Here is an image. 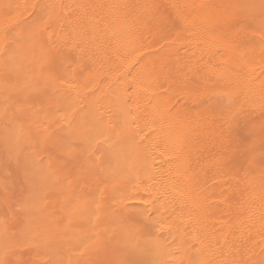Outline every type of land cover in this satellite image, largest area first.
<instances>
[{
  "label": "bare ground",
  "instance_id": "1",
  "mask_svg": "<svg viewBox=\"0 0 264 264\" xmlns=\"http://www.w3.org/2000/svg\"><path fill=\"white\" fill-rule=\"evenodd\" d=\"M3 1L4 0H0L1 3L0 16H3V14L5 13L4 11H6V9L12 11L13 15L15 16L17 14L16 12H18L20 8L10 9L7 6L18 5L17 0H15L16 4L15 3L12 4V2L14 1L11 0L10 2L11 4L8 2L9 5L4 4L7 1L5 2ZM27 1L26 2L23 1V2L24 3L30 2L29 4L45 3L52 5L53 7L50 8L47 13L49 27L46 32H42L37 36H30L26 32L27 29L25 28V25L24 27H22L21 24L18 25V27H21L19 28V31L20 32L23 31L22 33H24V28H25V33L28 36L27 35L25 36L24 34L22 35L19 32L22 39L18 51L16 53V56L14 58V61L12 62V70L14 76L12 78L13 80L14 78L15 79L19 78L23 80L24 78L35 75L37 76V78L40 79V90L25 93V95L22 96L21 98L24 97L26 98V100L27 99L30 100L31 98H33L32 100L36 101L34 102L36 103L34 104V106L37 105L36 107L37 109H39L38 111L39 113L37 114L44 113V117L46 115L48 117V118L43 117L44 118L43 121H47L48 119L50 121V118H52L53 115H54L53 117H57L56 115L58 114L60 115L59 111L62 110H63L62 112H65L64 114L65 116L62 117L63 113L61 112L62 116L61 115L60 116L62 117L63 119L62 120L61 118H59L60 116L58 115L59 119L58 118L57 119L59 121L62 120L63 122L62 121H61L62 123L60 122V127L58 128V131L54 130V132L51 133L49 132L50 127L46 128L47 127L46 122H45L46 127H44V123H42L41 119L39 120L38 117L31 118V116H35L34 114L28 116L26 120L30 123L32 122L31 124L36 126V129L34 128V131L36 130V132L38 133V134L36 133V135H39L38 137H40V135L41 136L43 135L44 137L47 136L46 138L48 139L51 137V134L54 133L52 138H56V139H52V140L56 141L58 138L60 140H58L57 142L60 141L61 144H64L68 140L71 141V139H77V141L81 139V141L84 143L82 149L85 148L88 154V155L86 154L87 157L89 158L87 159L91 162V164H93L94 162L95 165L99 166L96 167L97 174L100 175V177H104L105 179H108L107 181L108 183L105 182V186L106 184L109 186L107 187L102 186L105 188L104 190L109 188L108 194L106 193L107 195L104 199L101 197H97V194L99 196V191L104 193V190L102 191V188L100 190L99 188L101 186L99 187L98 185L97 187L99 188L88 187L89 189L91 188L90 190H87L88 188L86 187L87 189L85 188L86 189L85 192L83 191L85 194L82 193L84 197L86 196L85 198L82 197L83 196L82 194H81L82 196H77V194L79 193H77L76 191H75L76 193L74 192L75 196L84 199L82 201L79 199L80 202H78L79 200L76 197V202L78 203V205L76 203L77 206L73 203L75 201L72 202L76 206L72 208V206L70 205V208H72L73 210V213L71 211L72 215L66 214L68 213L67 211H65V215H64L63 209H68L69 207L64 208L63 206L65 203L62 202L63 205L62 207H59V211L61 212L62 210L63 214H60L61 216L60 215L59 216L64 219H68L69 221L72 218L73 220H71V223L68 220L65 222L67 223L69 222L68 224L70 225L72 224L73 221L75 225L77 224V226L78 223H80L82 229L89 231L87 232V234L75 233L74 228L76 226L72 224V226L74 227L71 230V232L73 231L75 235L72 237L73 234L71 233L72 234L70 237L71 239L69 237L67 239L68 240L70 239V241L72 240L73 243L77 240V243H74V245L78 244L79 246L81 245L83 246V244L81 243L83 242L82 238L86 239L89 236L94 238L96 233L99 232V230L98 231L96 230V232H94L95 230L93 228V225L91 226L92 223L93 224L95 223L96 226L98 225L97 226L98 228L99 227L101 228V226L103 227L106 224V226L110 227V230H108L105 227V229L103 228L104 233L102 234H104V237L106 238L105 236V233L107 234L106 229L107 231H109L108 234L110 233L109 237L112 233V236L109 239L111 240L110 242L112 243V245H108V242L107 241H106L107 243L105 242L107 238L105 239L103 236L102 237L105 240L102 237H101L102 239L100 238L98 240L99 241L104 240L105 243L104 245L106 246L108 245L107 250L110 247L114 250V252L116 251V253H114L112 249H111L112 251L110 250L107 251V254L108 253L112 254L113 252L116 258L112 257L113 254L111 257L114 259L117 258H120L121 260L138 259L146 262H157V264H198V262L200 261L211 262V264H261V261H264V202L262 201L264 197L261 198V196H264L263 194L261 195V193L262 192L264 193V191L262 190L261 186H263L264 184L261 185L260 183H262L261 181L263 180V178H261L262 177L261 175L263 174L264 171L262 172L263 169L260 168V166L257 165L258 168L255 166L257 173L259 172V168L262 169L260 170L261 172H259L262 173L261 175H259V179L261 180L260 183L258 182L259 180L257 179V177L256 180H253V178H251L252 177L250 176L251 172L244 174L246 173L245 169H243L244 170L243 175L245 176H241L240 174L241 177H238L239 174L237 176L234 174L235 175L234 178L231 177L232 179L229 181H231L232 183L230 184L232 185V188L233 187L235 188L234 189L231 188V190H228V192L232 193L233 195L231 194L230 195L231 197H229L230 193L228 194V192L226 191L228 196L227 195H226L227 197H224L225 195L222 196L224 194V191L222 193V186L223 185H225L226 187L228 186L227 184L228 181L226 183L227 185L225 183H222V178L227 179L226 177L227 174L223 173L225 175L222 176V170H223L222 158L224 159V157L222 156L226 154L224 149L223 152L225 153L223 154L222 152V129H223L222 109L223 108L227 109L229 107V110L227 109L228 110L227 114H228L230 113V107L236 104L237 106H234V108L236 107V110H238L239 112L243 107L241 106L240 108H238V104L236 103V101L241 102L244 99L246 100L248 96L250 97L253 95L255 99L253 97H252L253 101L247 99L248 103L250 101L254 103L256 100L264 99V90H263L264 87L262 89H259L260 87L258 89L256 88V90H252L253 89L252 88L251 90L249 89L247 92L243 91L244 89L243 90L241 89L243 94L242 95L243 98L242 97L241 98L243 100L241 98H240L241 100H239V98L238 100L234 99V97H236L235 94L237 93L238 95L240 94L238 91L240 87L242 88L243 86L237 85L238 87H236L235 86L236 84L231 85L233 81L232 83L230 81L231 79H234V77L231 75L232 73L229 70L230 68L233 69L235 67L239 68L240 65L234 63V60L229 58L231 57L229 55H228L229 57H227L226 59L224 60L222 59L223 58L222 46L224 45V44L222 45V37H221L222 35L220 36V33L218 32L220 37L217 36L218 34H216V38H215V36L211 34L210 41L207 40L208 38L205 39L202 37L203 39H205V41L210 43H206L203 40L206 44L203 45L202 43V46L200 48H198L200 44L198 47L196 45H197V41L201 39V37L200 38L198 37V40L195 41L196 43L189 42L190 44H194V45L196 44V45L195 46L193 45L194 47H191L193 51H190V49L188 50L189 52H191L188 54V51L180 50L181 45L184 46L183 40L184 39L186 40L185 38L186 36L185 37L182 36V34H184L182 30L180 31L182 32L181 35L179 33L175 34L174 36L177 38H175L172 41L171 38L169 40L166 39L168 35L165 38L166 40L165 39L162 40L160 34L163 32L161 30L157 31L156 34L153 33L152 35L145 33V32H150L151 28L150 25L147 26L148 25L147 23L149 21L146 20L147 23L144 21L145 19L148 18L147 16L149 15L145 16L144 13L146 14L149 13L151 17L153 10L150 11L149 9L151 7L148 6H150L149 3H151L152 6H154V4L152 3L154 2L153 0H151L152 2L150 0H147V2L146 0H27ZM144 1L146 3H144ZM169 1L171 2V7H172V9L170 8V10L174 12L173 15L175 16L177 15L178 16L177 18H179L181 16L180 13L182 12L181 10L179 11L180 9L178 6L179 0H169ZM181 1L184 2L183 3L184 5H187L188 7L190 6L196 12L195 21L193 20L194 22H191L193 23L192 26L194 25V23L198 22L199 24H202L204 27L208 26L209 28H215L213 30L222 29V22H224L223 19H227V17L233 16L230 14L231 6L226 7V5H228L226 4L224 6L226 8L222 7V0L218 2L209 1L207 3L198 0H180V2ZM227 1L229 2V0ZM247 1L248 2L246 3V5H249V3L252 2L249 0ZM257 1L255 0L254 2ZM172 3L174 4L173 6ZM2 4L4 6L6 5L5 6L6 8L4 7L5 9L2 8L3 7ZM113 5H128L129 7L116 8V7H112ZM168 6L170 5L168 4ZM21 10L22 8L20 9L19 12H21ZM27 10L25 12L30 13V11H32L33 13V15L32 13L30 15L32 22L33 20H35V22L32 23L34 25L40 19L41 16L40 10L39 9H27ZM233 11L236 10L233 9ZM154 12L155 11H153V13ZM25 15H23V17H25ZM155 15L157 16V14ZM27 16H29V14ZM33 16L35 19L32 18ZM18 17L19 15L17 16V18ZM20 17L22 18V14L20 15ZM163 17L161 18V20L160 19L159 20L163 21L164 18H166ZM180 18L178 19L179 21L177 20L179 23L183 21L182 20L183 17L181 16ZM15 22L13 23L14 25H16ZM184 22L183 24L180 23V27L181 25L182 26L184 25ZM195 26H197V24ZM144 28H145V32H144ZM193 33H195V30ZM147 34L149 36H152L154 39L149 38ZM208 35L209 34H207V36ZM182 37H184V39H182ZM179 42L182 43L179 44ZM199 43H201V41ZM185 44L188 43L186 42ZM190 44L189 46H191ZM179 51H181L182 53ZM223 51L226 50L224 49ZM244 55H243V61H244ZM253 57L256 56L252 55L251 58ZM222 60L225 63V64L223 63L224 68L222 67ZM240 62L242 63V61ZM248 63H246V65ZM4 64H5V59L3 54V47L1 46L0 73L1 71H3ZM262 65L261 68L264 67ZM251 66H248L249 69ZM42 67L51 69V71L47 73L44 77L40 76V69ZM249 69L248 71H250ZM232 72L237 73L238 70H236V72L235 71ZM245 72H246L245 74H248L247 70ZM253 72H250V75L248 74V77L249 76L251 77L252 76L251 74ZM263 72L260 75L264 74ZM242 73L240 76L241 78H242ZM236 75L239 74L237 73ZM252 77H254V74ZM255 77L257 78V74ZM259 77H261L262 79V76ZM237 78H235L236 79L235 83H237L239 79ZM254 80L256 81L259 79H253V81ZM1 81L3 80L1 79ZM244 81L246 82V80ZM249 81L251 84H253L251 82L252 80L249 79ZM255 81H254L255 83L254 88L258 84L256 83L257 81L256 82ZM258 82H260V80ZM241 83L243 84V82L240 81V84ZM69 84H71V87H69ZM246 88H249V86ZM250 92L253 93V95H250ZM8 93L15 94L14 92H8ZM223 95L226 98L228 106L222 108V104H223L222 100H225L224 97L222 99ZM238 95L237 97H239ZM212 96L218 98V103L219 102L220 103L216 104L212 102L214 101V100L211 101V99H213ZM25 103H27V101ZM42 103L45 104L42 105ZM261 103L264 104V102ZM258 104L256 105L252 104L251 107H256ZM41 105L43 106V108L45 109L49 108V109H46L47 111L45 112ZM259 106H261V104ZM40 109L42 112H40ZM48 110L51 111V113L53 114H51ZM25 112L22 113V115L26 113L30 114L28 112L26 113ZM235 113L234 116L236 115ZM229 115H231V113ZM250 115L248 114V116ZM238 116L236 115V117ZM256 117L255 118L258 119V114ZM262 117H264V115L261 116V120ZM227 119L230 120V122H232L231 119H233L235 123L237 120V122H239L237 124L243 126L247 125L248 123L247 121L245 122V124L244 122H240L238 120L240 118H236V120L234 119V117L231 119L226 118V120ZM247 119L250 120L251 124L253 122L256 125L254 120L251 121V119H249L248 117ZM259 121L260 120H257V122ZM39 122L40 125H38ZM230 122L228 121L227 124L231 126ZM47 123L49 126H51L48 121ZM237 124L236 125L234 124L235 125L234 133H236L235 134L236 137L237 135L241 134L239 132H241L240 129H242L241 127H243V126L240 127L238 125V129L240 128L238 131ZM259 126L263 127L262 124ZM52 127L53 124L51 128ZM232 128L231 127L227 128L229 129L230 132V134L228 135L233 136L232 135L233 132L230 131V129ZM18 130L19 128H17L16 131L18 132ZM258 130L259 129H256L255 132ZM224 131L223 133H225ZM236 131L238 132V134ZM245 131L248 132L246 129ZM48 132L50 133V137H48L49 134ZM8 133L9 132L6 133V137H5L6 139L9 138V135H7ZM20 133L21 134H19L18 137L16 136L17 137L16 139L19 138L20 140L21 138H23L24 135H26L23 134L22 131H20ZM24 133H26V131ZM245 133H242V135L240 136L242 137L246 136L248 139L245 137L246 140L242 142L240 141L238 142V140L240 139L237 137L238 143L235 141V143L238 144L237 149L236 147L235 148L233 147L234 150L236 149V152L234 150H230L229 155H232L234 153L230 157L236 158L235 159L236 161L233 160V162L236 163V166L234 167L235 169L237 168V165L238 166L245 165L250 169L251 167L248 166L246 162L249 160L248 162L250 163V159L253 157L255 158V161L259 159V157L257 158L255 157L254 154L255 151L252 148L259 145V142H257V140L262 141V139L260 140V138H264V136H262L264 135V133L262 134L260 132V134L262 135H258L257 140L256 138L250 139L248 137L250 135L254 136L252 129H251L252 134L248 135L246 133L245 135ZM228 135H227V139H228ZM43 136L41 138H44ZM256 136L257 133L255 134L254 137ZM97 137H99V141H100L99 143H97V139H96ZM231 140L229 142H231ZM248 140L249 141L251 140L249 142L250 145L248 144ZM252 140L254 142H252ZM10 141L11 144L8 143L7 145L9 146H12L14 144L17 145L16 142L18 140L14 142V139L11 138ZM73 141L72 143L69 144V147L73 145ZM245 142L248 145L245 144ZM239 143H241V145H239ZM242 143L245 145V147H243V150L242 148L240 149V147H242ZM251 143H255L257 145L255 144L251 145ZM82 144L80 143V145ZM261 145L262 144H260L259 147H262ZM66 147L67 149L69 148L68 146ZM70 148L68 150H70ZM213 149H215L216 151ZM68 150L66 152H68ZM85 150H81V151L82 152L84 151L83 153H85ZM255 150H258V152L260 153L264 149L262 148V150L261 149L259 150L258 148H255ZM232 151L233 153L231 154ZM56 153L58 154L57 150ZM259 153H256V155L259 156ZM83 156L85 157V155ZM231 159L229 160L231 161ZM251 161L253 163V160ZM225 162L226 160L224 161V163ZM231 162L230 165L232 166L233 163L231 164ZM79 164L81 166L78 167L81 168L83 166L82 162H80ZM226 165L228 167V164ZM53 166L54 165L52 164V167ZM92 167L93 166L91 165L90 168L92 169ZM229 171H230V167L228 172ZM82 172L84 173L85 171L82 170ZM223 172L225 171L223 170ZM237 172L238 170L236 171V173ZM76 173L77 172L75 171V174ZM88 173L89 175L92 174L91 172ZM88 173L85 172L84 173L86 174L85 176H87ZM46 175L47 177H45ZM46 175L44 176L45 178L43 180L45 179L47 180L48 178L52 181L55 179V178L53 179V177L56 176L54 172L53 174H51L54 175L53 177L50 175V177L52 178L49 177V173ZM90 177H92V175ZM93 177L95 179L96 174ZM242 178H245V180L243 179V181L247 183L246 184L248 185L247 189L244 188L246 185L244 187H241V185L244 183L241 182ZM98 179L96 178L95 180ZM225 179H223V182H225ZM31 180H33V178H31ZM84 180H85L84 181L85 185L90 182L89 178L88 179L85 178ZM48 181L46 182V184L48 183ZM56 181L59 180L57 179ZM101 181L102 180L98 182ZM54 186L56 187V184L52 185V188L56 190ZM93 189H97L98 193L97 190H95L96 193H93L95 192L93 191ZM33 190L35 191V189ZM246 191L249 192L246 193ZM44 192L45 194H47L46 191ZM44 192L42 191L41 196L40 195L39 196L43 197L42 195ZM68 193L70 192L68 191ZM244 193H246L247 195H245ZM51 195H47V196H51ZM74 195L73 197H75ZM241 196L244 197L243 198L244 200L242 199ZM53 197H57V196L54 195ZM256 198L257 201L255 200L256 201L254 203L255 206H253L252 203L253 199ZM53 199L56 202L57 198L56 199L53 198ZM239 199H241L242 201ZM131 202L133 203L142 202V205L143 204L145 205V206L143 205L144 210L146 209L147 211L145 212L143 209L142 211L139 209V212L138 210L132 212L133 210L131 209L133 207L129 206ZM28 204H30V202L27 203L28 208L26 206L25 207L22 206V207L24 209L27 208L26 209L27 213L29 214L31 213L33 215L34 214L33 210L35 208L34 204L36 203H32L33 205L32 204L28 205ZM97 204L100 205L99 208H97ZM128 206L131 207V209L128 210ZM31 207L33 208V210L31 209ZM253 207L255 208V212H252L251 210L253 209ZM38 208L41 209V207ZM38 208L35 209L36 213L40 212ZM70 208L68 210L69 212H70ZM28 210L31 211L28 212ZM245 210H248L249 214L251 213L250 215L252 217L251 216L249 217V215L246 214L250 218V221L252 218H254V220L256 219L255 221L252 220L253 221L252 225L251 223H248V221L245 222L246 219L244 221L245 224L248 223L250 225L247 224L248 226H246L245 224H243L244 222L242 220L243 217L242 215H244L243 218H245V214H242L241 211H244V213H246ZM228 211L231 214L232 213L234 215L237 214L236 215L237 217L232 216L231 214L228 213ZM23 213L27 214L24 211ZM96 213H99L100 216L99 220L95 218ZM141 213H143L144 215H151L153 219L158 218L162 220L164 223L161 231L153 233L154 236H158L160 238L159 243L156 246L150 247L147 250H145L143 247V241L141 240L139 248L134 250L131 247V242L129 240V237L120 226V221L123 219H128V220L139 219ZM222 213L224 215L226 214V217L229 214V216L227 217L228 219L230 216L232 217V218L230 217L229 220L226 218H225L226 220L223 219V222L225 220V224H223L222 222V217L224 216V215L222 216ZM239 213L240 215L238 216ZM40 214L41 212L37 215ZM63 215L65 217H63ZM25 217L29 218L30 216L27 214ZM42 217L43 220L45 218V215ZM60 217H58L59 221L61 220ZM239 217L241 218L240 221L238 219ZM50 218H48L49 223L47 221L48 220L47 218H46L47 220L44 219L43 221H45L47 225L48 224L52 225L53 220L51 221ZM63 221L61 220L60 223H62ZM226 221H228L227 224ZM56 223L57 225L59 224V222L57 221ZM67 223H63V224L66 225ZM61 226L62 225L60 224L59 228ZM69 227L67 228L65 226L66 230L67 229L69 230ZM45 228L49 230L50 233L53 232V228L52 231L51 229H48L49 227L47 226H45ZM56 228L57 230L59 229L58 226ZM63 228L64 227L62 226V229ZM75 229L79 230L78 227ZM92 229H93L94 237L91 234ZM54 230L56 229L54 228ZM60 230L61 228L58 231ZM61 231L60 232L54 231V232L56 233V236L58 234V236L60 237L61 235H59V233L61 234ZM1 232L3 231L0 230V233ZM41 232L38 234H42L43 238L45 239L44 234H46L47 232L46 233L44 232L41 233ZM38 234L36 233L37 238H41L42 236L41 235L38 236ZM48 235L45 236L48 237ZM81 235H83L84 237H82ZM58 236L55 237V235L53 236L52 234L49 236V238L53 237L55 240H57ZM78 237L80 240L77 239ZM37 238L35 237V239ZM53 238L51 239L52 241H54ZM59 239H61V237ZM37 240L38 241L35 240L36 241L35 243H38L39 241L42 243L44 241L43 239H42L43 241H41L40 239ZM86 241L88 243H91V238L86 239ZM41 243L39 245L40 247H41ZM51 244L50 247H52ZM58 244L60 245V243ZM69 244L71 243L69 242ZM67 245L65 244V248H67L66 247ZM56 246L57 249H54L55 251L58 250V248L60 247L57 244ZM42 247H44V244ZM61 248L63 249L64 247ZM65 248L63 250L64 251L63 254L64 253L68 254L67 251H65ZM102 248L105 249L104 247ZM49 250H51V248ZM10 251L11 250L9 248V252ZM104 251L102 252L101 250H99L98 253L100 252L101 255L102 254L105 255ZM86 253H90L91 255L90 254L88 255L92 256L93 252L87 251ZM116 254L118 256H116ZM87 257L85 255V258ZM52 259H54V257H51V259L49 258V261L51 260L52 262ZM98 259L100 258L98 257ZM55 260L57 261L58 259L56 258L54 259V261ZM48 263L50 262H47V264ZM55 263L56 262H54V264Z\"/></svg>",
  "mask_w": 264,
  "mask_h": 264
},
{
  "label": "rangeland",
  "instance_id": "2",
  "mask_svg": "<svg viewBox=\"0 0 264 264\" xmlns=\"http://www.w3.org/2000/svg\"><path fill=\"white\" fill-rule=\"evenodd\" d=\"M5 1H7L6 3H4V4H8V2L10 3L11 2V0H4L3 2H5ZM14 2H12V4H14L15 3V0H13ZM23 1H27V0H17V4L18 5H21V7H20V9L22 8V10H21V12H19L20 11V9H19V11L18 12H16L17 14L14 16V17H16L15 18V20L16 19H18L19 21H20V23H19V21L18 20H16V22H15V20L12 22V26H14L15 28H17L18 30V34H24L25 36L27 35L26 33H25V28L28 30L33 24L32 23H34L35 22V20H33V22H32V19H31V13H32V11H30V13H28V12H25L26 11V9H24L23 8V6L22 5H24L25 3L23 2ZM151 1V0H150ZM154 2H152L153 4H154V6H152V4L151 3H149V5L151 6V8L149 9L150 11L151 10H153V11H155L154 13H153V11H152V15H151V17H150V14L149 13H144L145 14V16L146 15H149V16H147L148 18L147 19H143L145 22H146V20L147 21H149L146 25L147 26H149L150 25V28H151V31L150 32H145V28H144V32L145 33H148V34H150V35H152L153 33L154 34H156V32L157 31H159V30H161L163 33H161L160 35H161V37H162V40H164L166 37H167V35H168V37L166 38V39H170L171 38V41L172 40H174L175 38H177V37H175L174 35L175 34H180L181 35V33L182 32H180L181 30L184 32V34H182V36H186L185 38H186V40L184 39V37H182V39H184L183 41H184V43H183V45L184 46H182L181 45V49L180 50H182V51H188L189 49H190V51H193V49L191 48V47H194L195 45L194 44H190L189 42H192V43H196L195 41H197L198 40V37L200 38L201 37V39H199L198 41H197V47L199 46V44H200V46L198 47V48H200L201 46H202V43H203V45L204 44H206V43H210V42H207V41H205V39H207L208 41H210V36H211V34L213 35V36H215V38H216V34H218L217 36H219V33H220V36L222 37V45L224 46V48H223V46H222V59L224 60V59H226L227 57H229V56H231V57H229V58H231L232 60H234V63H236V64H239L240 66H239V68L238 67H235L234 69L233 68H230V72L232 73L231 75L234 77V79H231V83H232V81H233V83L231 84V85H233V84H236L235 86L236 87H238L239 85L240 86H243L242 88L240 87V89H239V93L241 94H239L238 95V93L237 94H235V96L236 97H234V99L235 100H238V98H239V100H241L243 97H242V91H241V89L243 90V91H248L249 89L251 90L252 88V90H256V88L258 89L259 87V89H262L263 87H264V85H262V84H264L263 83V80H264V74H262V75H260L262 72H263V70H264V67H262L261 68V65L262 64H264V25H262V22H261V20H260V18H259V12H260V5H261V2H262V0H256L257 2H260V3H257V2H254L255 0H249V1H252L251 3H249V5H253V6H255V7H252V8H248V7H245V6H248V5H246V3L248 2L247 0H229V2L227 1V0H222V7H224L226 4H228V5H226V7H230V14L231 15H233V16H229V17H227V19H223L224 20V22H222V29H217V30H213V29H215V28H209L208 26H203L202 24H199L198 22L197 23H194V25L192 26V24L193 23H191V22H194L195 21V16H196V12H195V10H193L190 6L188 7L187 5H184L183 3L184 2H180V0L178 1L179 2V11L181 10L182 12L180 13V15L183 17L182 18V20L183 21H181L180 23H182L183 24V22H184V25L182 26L181 25V27H180V23L178 22L179 20V18L181 17H179V18H177L178 16L176 15H173L174 14V12H172V10H170V8L172 9V7H171V2L169 1V0H153ZM163 1V2H162ZM167 1V2H166ZM198 1H202V2H205V3H207V2H211V1H221V0H198ZM28 2V1H27ZM146 2H147V0H146ZM145 1H144V3H146ZM149 2V1H148ZM177 2V3H178ZM24 3V4H23ZM30 3V2H29ZM158 3V4H157ZM232 3V4H231ZM1 4V3H0ZM11 4V3H10ZM16 4V3H15ZM148 4V3H147ZM156 4V5H155ZM168 4L170 5V6H168ZM211 4V3H210ZM9 5V4H8ZM158 5H160V6H158ZM174 4L172 3V6H173ZM1 6V5H0ZM2 8H4L5 6L2 4ZM15 5H13V8H15L14 7ZM156 6V7H155ZM158 6V7H157ZM8 7V6H7ZM226 7H224V8H226ZM6 8V7H5ZM4 8V9H5ZM158 8V9H157ZM188 10H187V9ZM223 8V9H224ZM16 9V8H15ZM24 9V10H23ZM145 9V8H144ZM233 9L234 10H236V11H233ZM169 10H170V12H169ZM232 10V11H231ZM6 11L8 12L9 10H7L6 9ZM6 11H4V12H6ZM15 11H17V10H15ZM24 11V12H23ZM28 11V10H27ZM149 11V12H150ZM163 11V12H162ZM186 11V12H185ZM239 11V12H238ZM157 12V13H156ZM235 12V13H234ZM1 13H3V12H1ZM22 14V18L24 19H22L21 17H20V15ZM25 13H26V15H25ZM159 13H161V14H159ZM163 13V14H162ZM168 13H170V14H168ZM29 14V16H27ZM154 14V15H153ZM155 14H157V16L155 15ZM165 14V15H164ZM184 16H183V15ZM190 14V15H189ZM19 15V17L17 18V16ZM23 15H25V17H23ZM32 15H33V13H32ZM143 15V14H142ZM170 15V16H169ZM166 17V18H164V17ZM235 16V17H234ZM29 17H30V19H31V21H30V19H29ZM164 18V22L163 21H160L161 20V18ZM169 17V18H168ZM33 19H35L34 18V16L32 17ZM170 18H171V20H170ZM175 18V19H174ZM29 19V20H28ZM160 19V20H159ZM166 19V20H165ZM169 19V20H168ZM181 19V18H180ZM25 20H26V22H25ZM176 22H175V21ZM178 20V21H177ZM194 20V21H193ZM154 21V22H153ZM170 21V22H169ZM173 21V22H172ZM15 22V24L16 25H14L13 23ZM157 24H156V23ZM29 23H31V24H29ZM172 23V24H171ZM179 23V24H178ZM190 23V24H189ZM19 24H21V26L22 27H24V25H25V28H24V33H22L23 31H19V28H21V27H18V25ZM29 24V25H28ZM170 24V25H169ZM197 24V26H195ZM145 25V24H144ZM166 25H167V27H166ZM202 27H201V26ZM28 26H29V28H28ZM171 28H170V27ZM175 26V27H174ZM199 26H200V29H199ZM236 26V27H235ZM239 26V27H238ZM146 27V26H145ZM177 27V28H176ZM147 28V27H146ZM149 28V27H148ZM190 28V29H189ZM193 28V29H192ZM195 28V29H194ZM202 28V29H201ZM205 28V29H204ZM217 28V27H216ZM236 28V29H235ZM156 29V30H155ZM169 29V30H168ZM204 29V30H203ZM212 29V30H211ZM27 30H26V32H27ZM150 30V29H149ZM148 30V31H149ZM153 30V31H152ZM166 30V31H165ZM186 30V31H185ZM193 30V31H192ZM194 30H195V33H193L194 32ZM199 30V31H198ZM235 30H237V31H235ZM171 31V32H170ZM190 31H192V32H190ZM214 33H213V32ZM240 31H241V33H240ZM20 32V33H19ZM166 32V33H165ZM198 34H197V33ZM209 32V33H208ZM216 32V33H215ZM219 32V33H218ZM202 33H204V34H202ZM147 34V35H148ZM194 34V35H193ZM195 34H197V35H195ZM207 34H209L208 36H207ZM215 34V35H214ZM28 36V35H27ZM149 36V35H148ZM165 36V37H164ZM170 36V37H169ZM192 36V37H191ZM195 36V37H194ZM197 36V37H196ZM219 36V37H220ZM224 36V37H223ZM253 36V37H252ZM156 37V36H155ZM158 37V36H157ZM205 38V39H203V38ZM149 38H153L152 36H149ZM173 38V39H172ZM154 39V38H153ZM159 39H161V38H159ZM165 39V40H166ZM188 39V40H187ZM193 39H194V41H193ZM206 42H204V41ZM244 40V41H243ZM201 41V43H199ZM203 41V42H202ZM256 41V42H255ZM188 43V44H185V43ZM228 42V43H227ZM182 43V42H181ZM180 42H179V44H181ZM239 43V44H238ZM189 44L191 45V46H189ZM256 44V45H255ZM194 45V46H193ZM182 47H183V49H182ZM0 49H1V46H0ZM192 49V50H191ZM226 50V51H223V50ZM253 50V51H252ZM234 51V52H233ZM237 51V52H236ZM262 51V52H261ZM179 52H181V51H179ZM243 52V53H242ZM245 52V53H244ZM247 52H248V54H247ZM252 52H253V54H252ZM182 53V52H181ZM189 53H191V52H189L188 51V54ZM236 53V54H235ZM240 53H242V54H240ZM250 53V54H249ZM235 54V55H234ZM245 54V55H244ZM255 55L256 57H253V58H251L252 57V55ZM229 55V56H228ZM241 57H240V56ZM243 55H244V61H243ZM251 55V56H250ZM238 56H239V58H238ZM250 56V57H249ZM246 57V58H245ZM245 59H247L248 61H249V63H248V61L247 60H245ZM253 61H252V60ZM262 60V61H260V60ZM223 60H222V67H223V65L225 64L224 62H223ZM240 61H242V63L240 62ZM252 61V62H251ZM257 61H258V63H257ZM251 62V63H250ZM261 62V63H260ZM224 63V64H223ZM245 63V64H244ZM246 63H248L247 65H246ZM254 63V64H253ZM242 64V65H241ZM253 66H251V65ZM256 64V65H255ZM238 66V65H237ZM248 66H251L250 67V69H249V67ZM260 66V67H259ZM262 66H264V65H262ZM224 68V67H223ZM237 68V69H236ZM253 70H252V69ZM228 69V68H227ZM231 69H232V71H235L236 72V70H238V74L239 75H236L237 73H234V72H232L231 71ZM244 69H245V71L247 70V73L250 75V72H253L251 75L253 76V74H254V77H248V74H245L246 72L244 71ZM248 69L250 70V71H248ZM243 70V71H242ZM260 70H262V71H260ZM257 71V72H256ZM260 71V72H259ZM242 72H244V73H242ZM259 72V73H258ZM241 73H242V78L240 77L241 76ZM264 73V72H263ZM235 74V75H234ZM256 74H257V78L255 77L256 76ZM262 76V79H261V77H259V76ZM244 76V77H243ZM246 76V77H245ZM12 77H14V76H12ZM239 79H238V78ZM235 78H237L238 79V81H237V83H235L236 82V79ZM1 79L3 80V71H1V73H0V230L1 231H3V232H1L0 233V258L1 259H4V260H13L14 262H18V264H47V262H50V263H48V264H51V263H53L54 264V262H62L63 264H76V262H79V264H88L87 262H89V261H91L92 262V264H105V262L107 261V262H111V261H120L121 259L120 258H117V259H114V258H112V257H115L114 256V254H113V252H114V250L112 249V248H108V250H110V251H112L113 250V252H112V254H113V256H112V254L110 253H108L107 254V246L108 245H112V243L110 242L111 240H109L110 239V237L112 236V233H111V235H110V237H109V234H108V232L109 231H107V229L108 230H110V227H108V226H106V224L102 227L101 226V228L99 227H97L96 226V224L94 225L93 223L91 224V226L93 225V228H94V232H96V230L98 231L99 230V232L98 233H96V235H95V237H94V235H93V229L91 230L92 231V235H93V237L94 238H92L91 236H89V237H87L86 239H90L91 238V243L93 242V241H97L98 239H100L102 236L104 237V234H102V233H104V230H103V228L105 229V227L107 228L106 229V232H107V234L105 233V236H106V240H105V242L107 241L108 242V245L106 246V245H104L105 243H104V240H102V241H99V242H101V243H103V247L105 248V249H103V248H101L100 250L103 252L104 250V254L105 255H101L100 254V252L98 253V252H95V253H92V256H89L88 254H90V253H86V252H84V254L83 255H81L80 254V250H81V246H79L78 244H75L74 245V243H77V240L73 243L72 242V240L70 241V237H71V235H72V237L75 235L74 233H73V231L71 232V230L73 229V227L74 226H76L75 228H77L78 227V229L79 230H76L75 228H74V232L75 233H79V234H87V232H89L88 230H84V229H82V227H81V224L80 223H78V226H77V224L75 225L74 224V222L72 221V224L74 225V226H72V224H68L69 222L71 223V220H73L72 218H71V220L69 221L68 219H64V218H62V217H60L61 215L60 214H63V212H64V215H65V211H67L68 213H66V214H71L72 215V213H73V210H72V208L76 205V197L77 196H82L83 194H85L84 192H85V190L88 188V187H91V188H95V187H97L98 185H99V187H97V188H99L100 190H101V188H102V191L105 189L104 187H107V186H109V185H107L106 184V186H105V182H107L108 181V179H105L104 177H100V175H98L97 174V171H96V167H94L93 166V164H91V162L88 160L89 158L87 157V151L85 150V148H83L82 149V147L84 146V143L81 141V139L79 140V141H77V139H71V141L70 140H68V141H66L64 144H61V142L59 143V142H57L58 140H60V139H58L57 138V140L55 141V140H52V139H56V138H52V136H53V134L54 133H52L51 134V137H50V133L51 132H54V130H57L58 131V128L60 127V122L63 120L62 119V117H64L65 115V112H62V111H59V113H60V115L62 116H60L59 114V116L58 115H56L57 117H53L52 116V118H50V121H49V119L47 120L48 122H49V124L52 126V124H53V127L51 128V126H49L48 125V123H47V121H43L44 120V118L45 117H47V115H46V113H45V117H44V113L43 114H37V113H39L38 111H39V109H37V105L36 106H34V104H36V103H34V102H36V101H33L32 99L33 98H31L30 100L29 99H27L26 100V98H21L22 96H19V95H16V94H11V93H8V92H5V91H3V90H5V88H4V83H3V81H1ZM13 79V78H12ZM249 79L250 80H252L251 82L253 83V84H251L250 83V81H249ZM253 79H259L260 80V82H258L259 80H254L256 83H258L257 85H256V87L254 88V81H253ZM14 80H15V78H14ZM235 80V81H234ZM244 80H246V82L244 81ZM240 81L241 82H243V84H245V85H243L242 83L240 84ZM262 81V82H261ZM249 85H248V84ZM238 85V86H237ZM252 85H253V87H252ZM248 87L249 86V88H246V87ZM231 88V87H230ZM264 90V89H263ZM241 91V92H240ZM5 93V94H4ZM6 94H8V95H6ZM11 96H10V95ZM237 95L239 96V97H237ZM250 95H253V93H251L250 92ZM254 96V95H253ZM253 96H248V100L250 99V100H252L253 101V99H252V97ZM213 97V99H211V101L212 100H214V101H212V102H214V103H216V104H219L218 103V98H216L215 96H212ZM211 97V98H212ZM223 97H224V95L222 96V99H223ZM242 97V98H241ZM237 98V99H236ZM241 98V99H240ZM254 98V97H253ZM4 101H3V100ZM224 99L225 100H222L223 102V104H225V105H223L222 104V108L223 107H227L228 105H227V101H226V98L224 97ZM247 99L245 100H243V101H236V103L238 104V108H240L241 106L243 107L239 112H238V110H236V107L234 108V106H237L236 104L234 105V106H232V107H230V113H231V115H229L230 113H228L227 114V112H228V110H229V107L227 108V109H225V108H223L222 109V113L224 114H222V125H223V129H222V152H223V149H224V151L226 152V154H224L225 152H223V156L222 157H224V159L222 158V169L225 171V172H223V170H222V176L223 175H225V174H227V179H225V178H222V183H227V181H228V186L226 187L225 185H223L222 186V193H223V191H224V194L222 195V196H224V197H227L228 195H227V192H228V190H231V188H232V185H230V184H232L231 183V181H229V180H231L232 178H234V176L236 175H238V177H241V176H245V175H243V172H244V170L243 169H245V172L246 173H244V174H247V173H250V176H252L251 178H253V180H256V177H257V179L259 180H257L259 183H260V179H259V175H261L262 173H259V172H261L260 170H262V172L264 171V150H262V148L264 149V147H263V145H264V141H263V139L264 138H260V140L262 139V141H259V140H257V137H258V135H262L263 133H264V123H261V122H264V117H262V120H261V116H263L264 115V104L263 103H261V102H264L263 100L264 99H262V100H256V101H258V102H256L255 100V102L254 103H252V101H250L249 103H248V101H247ZM255 99V98H254ZM29 100V101H28ZM217 100V101H216ZM27 101V103H25ZM219 101H220V99H219ZM226 101V102H225ZM245 101H247V102H245ZM261 101V102H260ZM30 102V103H29ZM40 102V101H39ZM225 102V103H224ZM245 102V103H244ZM20 103V104H19ZM33 103V104H32ZM259 103V104H258ZM41 104V103H40ZM43 104H45V103H42V105ZM252 104H258L256 107H251L252 106ZM261 104V106H259ZM263 104V105H262ZM11 105V106H10ZM26 105V106H25ZM41 105V106H42ZM255 105H253V106H255ZM33 106V107H32ZM250 107V108H249ZM42 108H43V106H42ZM231 108H232V110H231ZM260 108V109H259ZM37 109V110H36ZM44 109V111L46 112L47 110L46 109H49V108H43ZM260 110V112H259V110ZM261 109H263V110H261ZM25 110H26V112H28V113H30V114H27L26 112H25ZM32 110V111H31ZM34 110V111H33ZM226 110V111H225ZM244 110V111H243ZM26 113V114H23L22 115V113H24V112ZM31 111V112H30ZM43 111V112H44ZM49 111V110H48ZM232 111V112H231ZM235 111H236V113H235ZM17 112V113H16ZM40 112H42L41 111V109H40ZM50 113H51V111H49ZM62 112V113H61ZM225 112V113H224ZM8 113V114H7ZM48 113V112H47ZM50 113H49V115H50ZM234 113L238 116V115H242V117H241V115L240 116H238V117H236V115L234 116ZM254 113V114H253ZM263 113V114H262ZM7 114V115H6ZM35 115V116H31V115ZM51 114H53V113H51ZM233 114V115H232ZM246 114V115H245ZM248 114L250 115V114H252V115H250V116H248ZM257 114H258V119H256L257 117ZM36 115H39V116H36ZM41 115H42V117H41ZM256 115V116H255ZM14 116V117H13ZM28 116H31V118H33V117H38V119L40 120H42V123H44V127H46V128H49L50 127V130H49V134H48V137H50V138H46V137H44L43 135V137L44 138H41L42 136L40 135V137H38L39 135H36V130L34 131V128L36 129V126L35 125H32L30 122H28L26 119L28 118ZM245 118H244V117ZM249 118V119H251V121H255V123H256V125L252 122V124H251V122H250V120H248L247 119V117ZM3 117V118H2ZM7 117V118H6ZM44 117V118H43ZM61 118L62 120H58L59 118ZM229 118V119H231V118H233L234 117V119L236 120V118H243V119H238L240 122H244V124H245V122L247 121L248 123H247V125L249 126H247V125H245V126H243V125H239V124H237V123H239V122H237V120H236V123L234 122V120L233 119H231V121L232 122H230V120H226V118ZM236 117V118H235ZM256 117V118H255ZM48 118V117H47ZM58 118V119H57ZM225 119V120H224ZM243 120V121H242ZM257 120H260L259 122H257ZM228 121L231 123V126L230 125H228L227 123H228ZM45 122H46V126H45ZM63 122V121H62ZM61 122V123H62ZM229 123V124H230ZM258 123H260V124H258ZM235 124H237V130L239 131V129H238V125L241 127V126H243V127H241L242 129H240L241 130V132H239V133H241L240 135H242V133H245L246 131H245V129L248 131V132H246L248 135L249 134H252L251 133V129L253 130V133H254V136H255V134L257 133V136L256 137H254L253 135H250V136H248L250 139H253V138H256V140H257V142H259V145L260 144H262L261 146L262 147H259V145L258 146H256V147H253L252 149L255 151V157L257 158V157H259V159H257L256 161H255V158L253 157V158H251L250 159V163L247 161L246 163L248 164V166H250L251 168L249 169V167H246L245 165H237V168L235 169L234 167L236 166V163L235 162H233V160L234 161H236L235 159V157H230V156H232L234 153H233V151L231 152V154L232 155H229L230 154V150H234V148L236 147V149H237V146H238V142L240 141V142H242V141H244V140H246V138L243 136H240V135H237V137L240 139V140H238V142H237V137H236V133H234V131H235V125H234V127H233V125ZM243 124V123H242ZM262 124V126L263 127H260L259 125H261ZM20 125V126H19ZM28 125V126H27ZM38 125H40V122H39V124ZM37 125V126H38ZM62 125V124H61ZM228 127H227V126ZM29 127H31V128H29ZM229 127H233L232 129H230V131H232L233 133H232V135L233 136H231V135H228V134H230V132H229V129H227V128H229ZM245 127V128H244ZM248 127V128H247ZM252 127V128H251ZM17 128H19V130H18V132L16 131L17 130ZM21 128H22V130H21ZM251 128V129H250ZM256 129H259L258 131H256L255 132V130ZM24 129V130H23ZM28 129H30V130H28ZM33 129V130H32ZM226 129V130H225ZM60 130V129H59ZM225 130V131H224ZM9 132L7 135H9V138L8 139H6L5 137H6V133L7 132ZM20 131H22V133L23 134H26V135H24L23 136V138H21L20 140H19V138L18 139H16L18 136H19V134H21L20 133ZM26 131V133H24V132ZM30 131V132H29ZM48 131V130H47ZM223 131L225 132V133H223ZM229 132V133H228ZM237 132V131H236ZM260 132L262 133V134H260ZM28 133V134H27ZM34 133V134H33ZM227 133V134H226ZM246 133H245V135H246ZM18 134V135H17ZM38 134V133H37ZM224 134H226V135H224ZM237 134H238V132H237ZM29 135V136H28ZM31 135V136H30ZM46 135V134H45ZM227 135H228V139H232L231 140V142H229L230 140H228L227 139ZM244 135V134H243ZM12 136V137H11ZM17 136V137H16ZM27 136V137H26ZM231 136V137H230ZM262 136H264V135H262ZM32 137V138H31ZM35 137V138H34ZM224 137V138H223ZM243 139H242V138ZM4 138H5V140H4ZM14 139V142L15 141H17L16 143H17V145H12V146H9V145H7L8 143L9 144H11V141H10V139ZM46 138V139H45ZM24 139V140H23ZM42 139V140H41ZM51 139V140H50ZM226 141H225V140ZM242 139V140H241ZM248 139V138H247ZM7 140H9V141H7ZM62 140V139H61ZM75 142H77V143H75ZM228 140V141H227ZM255 140V141H256ZM20 141V142H19ZM38 141V142H37ZM42 141V142H41ZM72 141H73V145H71L70 147H72V148H70L69 147V144L70 143H72ZM234 141V142H233ZM235 141L237 142V143H235ZM251 141V140H250ZM249 140H248V144H249V142H250ZM19 142V143H18ZM226 142H227V145H226ZM252 142H254L253 140H252ZM66 143H67V145H66ZM79 143V144H78ZM80 143L82 144V145H80ZM230 143V144H229ZM234 143V144H233ZM5 144V145H4ZM232 144V145H231ZM235 144H237V145H235ZM245 144H247L246 142H245ZM247 144V145H248ZM255 143H251V145H254ZM235 145V146H234ZM239 145H241V143H239ZM244 144L242 143V147H240V149L242 148V150H243V147H245V145L243 146ZM250 145V144H249ZM255 145H257V144H255ZM8 146V147H7ZM13 146H15V147H13ZM19 146V147H18ZM22 148H21V147ZM40 148H39V147ZM63 146H64V148H63ZM66 146H68L69 148H70V150H68L67 149V147ZM86 147V146H85ZM213 147H214V145H213ZM234 147V148H233ZM255 148H258L259 150L261 149L262 150V152H258V150H255ZM38 149V150H37ZM236 149L234 150L235 152H236ZM56 150H57V152H58V154L56 153ZM60 150V151H59ZM68 150V152H66ZM81 150H85V153H83ZM213 150H215V149H213ZM42 151V152H41ZM216 151V150H215ZM228 151V152H227ZM45 152V153H44ZM53 152V153H52ZM81 152V153H80ZM214 152V151H213ZM65 153V154H64ZM256 153H259V156H257L256 155ZM22 154V155H21ZM67 154V155H66ZM68 154H70V155H68ZM82 154V155H81ZM87 154V155H86ZM253 154V155H254ZM261 154V155H260ZM30 155V156H29ZM37 155V156H36ZM83 155H85V157L83 156ZM227 155H229V156H226ZM23 156V157H22ZM261 156V157H260ZM226 157V158H225ZM230 157V158H229ZM14 158V159H13ZM70 158V159H69ZM88 158V159H87ZM231 159V161L229 160V159ZM260 158H262V159H260ZM44 159V160H43ZM38 160V161H37ZM226 160V162L224 163V161ZM228 160H229V162H228ZM251 160H253V163H254V165H253V163H252V161ZM34 161H35V163H34ZM38 162V163H37ZM80 162H82V164H83V168L81 167V168H79L78 166H81L79 163ZM88 162H90V163H88ZM230 162H231V164H232V166L230 165ZM69 163V164H68ZM209 163V162H208ZM52 164L54 165L53 167H52ZM78 164V165H77ZM88 164H91L93 167H92V169L90 168L91 167V165H88ZM226 164H228V167H227V165ZM246 164V165H247ZM251 164V165H250ZM71 165V166H70ZM77 165V166H76ZM260 166V168H262V169H260L259 168V172L257 173V171H256V167L258 168V166ZM58 166V167H57ZM256 166V167H255ZM263 166V167H262ZM48 167H50V168H48ZM68 167V168H67ZM85 167V168H84ZM224 167V168H223ZM229 167H230V171L228 172V170H229ZM245 167V168H244ZM255 167V168H254ZM55 168V169H54ZM239 168V169H238ZM247 168V169H246ZM58 169H59V171H60V169H61V171L63 172H59L58 171ZM81 169V170H80ZM89 169H91V171H89ZM228 169V170H227ZM235 169V170H234ZM255 169V170H254ZM82 170H84L85 172H91L92 174V177H90L91 175H89V173H88V175L87 176H85L86 174H84L83 172H82ZM227 170V171H226ZM238 170V172L236 173V171ZM11 171V172H10ZM54 172V174H56V176H54V175H51V174H53V172ZM56 171H58V172H56ZM66 171V172H65ZM75 171L77 172L76 174H75ZM235 171V172H234ZM247 171H249V172H247ZM39 172V173H38ZM52 172V173H51ZM228 172V173H227ZM33 173V174H32ZM35 173H37V174H35ZM49 173V177H50V175L53 177V179L55 180H50V179H48L47 178V180L45 181V180H43L45 177H47V175L46 174H48ZM74 174V176H73V174ZM80 173V174H79ZM83 175H82V174ZM223 173H225V174H223ZM231 173V174H230ZM233 173V174H232ZM94 174V175H93ZM95 174H96V178L98 179V180H95L94 179V177L93 176H95ZM235 174V175H234ZM240 174H241V176H240ZM258 174V175H257ZM35 175V176H34ZM46 175V176H45ZM77 175V176H76ZM81 175V176H80ZM254 175V176H253ZM34 176V177H33ZM45 176V177H44ZM75 176H76V178H75ZM78 176H80V177H78ZM84 176V177H83ZM262 176V177H261ZM260 177L261 178H263V180L261 181L262 183H260L261 185H263L264 183V172H263V174L261 175ZM52 177H50V178H52ZM79 179H78V178ZM83 177V178H82ZM229 177V178H228ZM232 177V178H231ZM31 178H33V180H31ZM40 178V179H39ZM60 178V179H59ZM82 178V179H81ZM85 178H89V183L88 184H90V185H88V184H86L85 185V183H84V179ZM92 178H93V181H92ZM59 180V181H56V180ZM80 179H81V181H80ZM104 179V180H103ZM223 179H225V182H223ZM243 179L245 180V178H242V180H241V182H244L243 181ZM41 180V181H40ZM48 180H50V181H48ZM96 182H95V181ZM100 180H102L101 182H98V181H100ZM48 181V183L46 184V182ZM55 182V184H56V187H55V189L56 190H54V188H52V185H55L54 184V182ZM31 182H33V183H31ZM67 184H66V183ZM80 182H82V183H80ZM88 182V181H87ZM95 182V183H94ZM257 182V183H258ZM57 183H60V184H57ZM108 183V182H107ZM44 184H46V185H44ZM91 184H93V185H91ZM95 184V185H94ZM226 184V185H227ZM242 184V183H241ZM247 183L246 182H244L242 185H241V187H244L245 185H246ZM59 187H58V186ZM64 185V186H63ZM68 185V186H67ZM10 186H11V188H10ZM26 186V187H25ZM48 186V187H47ZM102 186H104V187H102ZM230 186V187H229ZM34 187V188H33ZM69 187V188H68ZM87 187V188H86ZM247 187H248V185H246L244 188L245 189H247ZM262 187V190L264 191V185L263 186H261ZM10 188V189H9ZM32 188V189H31ZM46 188V189H45ZM57 188H59V189H57ZM65 190H64V189ZM86 188V189H85ZM90 188V189H91ZM226 188V189H225ZM227 188H229V189H227ZM235 187H233L232 189H234ZM33 189H35V191L33 190ZM71 191H70V190ZM89 188L87 189V190H90ZM95 190H97V189H93V191H95ZM108 190H109V188H107L106 190H104V193L103 192H101V191H99V196H98V194H97V197H101V198H105L106 197V195L108 194ZM6 191H8V192H6ZM42 191L44 192V191H46V193L47 194H45V192L43 193V197H44V199H43V197H40L41 196V193H42ZM67 191V192H66ZM68 191L70 192V193H68ZM73 191V192H72ZM79 193V194H77V196H75L74 194L76 193ZM84 191V192H83ZM227 191V192H226ZM250 191V190H249ZM249 191H246V193H248ZM14 192H16V193H14ZM22 192H23V194H22ZM57 192V193H56ZM65 192H66V195H65ZM75 192V193H74ZM101 192V193H100ZM226 192V193H225ZM40 193V194H39ZM59 193V194H58ZM83 193V194H82ZM86 193H87V191H86ZM93 193H96V191L95 192H93ZM97 193H98V190H97ZM107 193V194H106ZM230 192H228V194H229ZM246 193H244L245 195H247ZM52 194V195H51ZM58 194V195H57ZM69 196H68V195ZM82 194V195H81ZM232 193H230L229 194V197H231L230 195H231ZM264 195V193L262 192L261 193V195ZM22 195V196H21ZM26 195V196H25ZM30 195V196H29ZM40 195V196H39ZM47 195H51V196H47ZM54 195H56L57 197H53ZM73 195L75 196V197H73ZM227 195V196H226ZM233 195V194H232ZM18 196H20V197H18ZM33 196V197H32ZM69 198H67V197ZM244 196V195H243ZM243 196H241L242 197V199L245 197H243ZM1 197H2V199H1ZM5 197V198H4ZM25 197V198H24ZM29 197V198H28ZM39 197V198H38ZM59 197V198H58ZM72 197V198H71ZM82 197H84V195L82 196ZM86 197V196H85ZM84 197V198H85ZM247 197V196H246ZM260 197V196H259ZM264 196H261V198H263ZM31 198H33V199H31ZM53 198H57L56 199V202H55V200L53 199ZM66 198V199H65ZM84 198H78L77 197V199L79 200H83ZM234 198V197H233ZM232 198V199H233ZM238 198H239V196H238ZM17 199V200H16ZM27 199V200H26ZM30 199V200H29ZM37 199V200H36ZM53 199V200H52ZM62 199V200H61ZM26 200V201H25ZM61 200V201H60ZM71 200V201H70ZM80 200L78 201V202H80ZM239 200H241V199H239ZM244 200V199H243ZM257 201V198L256 199H253V206H255V202ZM262 200V199H261ZM24 201H25V203H24ZM53 201H54V203H53ZM59 201V202H58ZM67 201V202H66ZM69 201V202H68ZM73 201H75V202H73ZM242 201V200H241ZM240 201V202H241ZM263 202H264V198H263V200H262ZM22 202V203H21ZM30 202V204H32V203H36V204H34L35 205V208H34V210H33V208L31 207V209L34 211V214L32 215L31 213L29 214V213H27V208H28V206H27V203H29ZM40 202V203H39ZM62 202H64L65 204H64V208H70V205L72 206V208H70V212L68 211L69 210V208L68 209H63L64 211L62 212V210H61V208H60V210H61V212L59 211V207H62ZM71 202V203H70ZM75 204H73V203ZM17 203V204H16ZM50 203V204H49ZM52 203H53V205H52ZM67 203V204H66ZM69 203V204H68ZM30 204H28V205H30ZM132 204V205H131ZM18 205V206H17ZM33 205V204H32ZM77 205H78V203H77ZM76 205V206H77ZM141 205V206H140ZM144 205V204H143ZM142 205V202H137V203H133V202H131L130 203V205L129 206H131V207H133L132 209H131V207H129L128 206V210L129 209H131V210H133L132 212H134V211H137L138 210V212H139V209L142 211V209L144 210V206ZM27 207L26 209H24L23 207ZM57 206V207H56ZM75 206V207H76ZM20 207V208H19ZM30 207V206H29ZM38 207H41V209L40 208H38ZM54 208V210H53V208ZM135 207H137V208H135ZM6 208V209H5ZM23 208V209H22ZM36 208H38L39 209V211L41 212V214L40 215H37V214H39V213H36V211H35V209ZM19 210V211H18ZM21 210V211H20ZM130 210V211H131ZM252 210V212H255V208L253 207V209H251ZM254 210V211H253ZM23 211L24 212H26L30 217V219L29 218H27V217H25L27 214H25V213H23ZM29 211H31V210H28V212ZM43 211V212H42ZM71 211H72V213H71ZM93 211H94V209H93ZM92 211V212H93ZM227 212V211H226ZM225 212V213H226ZM230 212H232V211H230ZM242 212V214H245V218H243L244 217V215H242V216H240V217H242V220H243V222L245 221V219H246V221L245 222H247L248 221V223H251V225H252V220H254V218H252L251 219V221H250V214H249V211L248 210H245V212L246 213H244V211H241ZM21 213V214H20ZM44 213V214H43ZM50 213V214H49ZM228 213H229V211H228ZM43 214V215H42ZM229 214H231V213H229ZM229 214H228V216H229ZM246 214H248L249 215V217L246 215ZM45 215V220H47L48 218H50V220L52 221L53 220V222H52V225L51 224H46V222L45 221H43L42 220V216H44ZM47 215H49V216H47ZM56 215V216H55ZM60 215V216H59ZM63 215V217H65ZM224 214L222 213V216H223ZM232 216H236L237 214H231ZM240 215V213L238 214V216ZM257 215V214H256ZM47 216V217H46ZM227 216V217H228ZM246 216H247V218H246ZM9 217V218H8ZM58 217H60L61 218V220L63 221L62 223H60V221H59V219H58ZM67 217V216H66ZM224 217V218H223ZM222 217V222H223V219H228L227 217H226V214L224 215ZM231 217V216H230ZM230 217H229V219H230ZM237 217V216H236ZM238 218L239 219V221L241 220V218ZM252 217V216H251ZM27 218V219H26ZM47 218V219H46ZM232 218V217H231ZM57 219V220H56ZM225 219V220H226ZM228 219V220H229ZM248 219V220H247ZM69 221L68 223L67 222H65V221ZM225 220H224V222H223V224H225ZM256 220V219H255ZM254 220V221H255ZM23 221V222H22ZM45 222V223H43V222ZM48 221V223H49V219L47 220ZM56 221L57 222H59V224L57 225V223H56ZM31 222V223H30ZM38 222V223H37ZM77 222V221H76ZM227 222L228 221H226V224H227ZM242 222V223H243ZM245 222L243 223V224H245ZM34 223V224H33ZM63 223H67L66 225L65 224H63ZM247 223V224H248ZM2 224V225H1ZM27 224V225H26ZM62 225L64 228H65V226L68 228L69 226V230L67 231L66 230V228L64 229V231H63V229H62V226L60 227L61 228V234L59 233V235H61L60 237H61V239H59L60 237L58 236V234H57V236H58V238H57V240L59 241H57V240H55L53 237H51V238H49V236L50 235H52L53 234V236L55 235V237H57L56 236V233L55 232H60V231H58L60 228H59V225ZM222 224V225H223ZM245 224L246 226H248V225H250V224ZM68 225V226H67ZM80 225V226H79ZM42 226H44V227H42ZM45 226H47V227H49L48 229H51V231H52V228H53V232L52 233H50V231L49 230H47L46 228H45ZM51 226V227H50ZM52 226H54V227H52ZM58 226V230H57V227ZM80 227V228H79ZM40 228V229H39ZM54 228L57 230H54ZM12 229V230H11ZM9 230H10V232H9ZM43 230V231H42ZM81 230V231H80ZM84 230V231H83ZM103 230V231H102ZM44 232V233H46V234H44V237H45V239L43 238V236H42V234H38V233H40V232ZM83 231V232H82ZM41 232V233H42ZM49 232V233H48ZM62 232H63V234H62ZM36 233L38 234V236H42L41 238H37V235H36ZM72 233V234H71ZM49 234V235H48ZM66 234H67V237H66ZM102 234V235H101ZM45 235H48V237H46ZM78 235V234H77ZM14 236V237H13ZM37 238V239H40L41 241H43L42 243L44 244V247H42L43 246V244L39 241L38 243H35L36 241H38L37 239H35V237ZM62 236H63V239H62ZM65 236V237H64ZM80 236V235H79ZM82 237H84L83 235H81ZM97 236V237H96ZM70 238L69 240L67 239V238ZM75 237H77V236H75ZM109 237V238H108ZM48 238V239H47ZM53 238V240L54 241H52L51 239ZM81 238V237H80ZM101 238V239H102ZM14 239V240H13ZM43 239V240H42ZM68 241H67V240ZM76 239V238H75ZM77 239H79V237L77 238ZM86 239L85 238H82V240H83V242L84 241H86ZM11 240V241H10ZM36 240V241H35ZM48 240V241H47ZM60 240H61V242H60ZM62 240H63V242H62ZM66 240V241H65ZM74 240V239H73ZM80 240V239H79ZM78 240V241H79ZM88 241V240H87ZM2 242V243H1ZM47 242V243H46ZM52 242H54V243H52ZM69 242L71 243V244H69ZM83 242H81L82 244H83ZM90 242V241H89ZM106 242V243H107ZM40 243H41V247L39 246L40 245ZM46 243V244H45ZM52 243V244H51ZM58 245V246H60L59 248H58V250H54V249H57V246H56V244ZM58 243H60V245L58 244ZM90 243V244H91ZM12 244V245H11ZM50 244H51V246L53 247V244H54V247L52 248V247H50ZM63 244V245H62ZM65 244L67 245L66 247L67 248H65ZM11 245V246H10ZM47 245V246H46ZM49 245V246H48ZM62 245V246H61ZM68 246H69V248H68ZM71 246V247H70ZM75 246H76V248H75ZM77 246H79V247H77ZM47 247V248H46ZM49 247V248H48ZM61 247H64L65 248V251H67V253L68 254H66V253H64L63 254V250H64V248L62 249ZM9 248H10V252H9ZM51 248V250H49ZM46 249H48V250H45ZM67 249V250H66ZM71 249V250H70ZM73 249V250H72ZM103 249V250H102ZM112 249V250H111ZM59 250H61V251H59ZM72 251V252H69V251ZM4 251V252H3ZM48 251V252H47ZM52 251V252H51ZM54 251H55V253H54ZM57 251H59V252H57ZM75 251H76V253H75ZM79 251V252H78ZM56 252H57V254H56ZM91 252V251H90ZM14 253V254H13ZM51 253V254H50ZM60 253V254H59ZM114 253H116V251L114 252ZM11 254V255H10ZM52 255V256H51ZM56 257H55V256ZM76 255H77V257H76ZM85 255H86V257L87 258H85ZM91 255V254H90ZM100 255V256H99ZM118 255H119V253H118ZM117 254H116V256H118ZM3 256V257H2ZM48 256V257H47ZM50 256V257H49ZM95 256V257H94ZM112 256V257H111ZM51 257H54V259H58L57 261L55 260L54 261V259H52V262H51V260L49 261V258L51 259ZM76 257V258H75ZM98 257L100 258V259H98ZM92 260H91V259ZM96 258V259H95ZM112 258V259H111ZM116 258V257H115ZM109 261H108V260ZM71 260V261H70ZM78 260V261H77ZM84 260V261H83ZM101 260V261H100ZM111 260V261H110ZM54 261V262H53ZM83 262V263H82ZM84 262H86V263H84ZM95 262V263H94ZM101 262V263H100ZM56 264V263H55Z\"/></svg>",
  "mask_w": 264,
  "mask_h": 264
},
{
  "label": "snow or ice",
  "instance_id": "3",
  "mask_svg": "<svg viewBox=\"0 0 264 264\" xmlns=\"http://www.w3.org/2000/svg\"><path fill=\"white\" fill-rule=\"evenodd\" d=\"M10 9L13 6H8ZM16 9H19L21 5H15ZM52 5L45 4V3H25L23 5L24 9H39L41 16L37 23L32 25L28 30L27 34L30 36H37L42 32H46L48 30V17L47 13ZM112 7L120 8V7H129L128 5H113ZM151 7V6H148ZM248 8L255 7L253 5L245 6ZM259 18L264 25V0H262L260 5V12ZM15 17L12 11L5 12L3 16H0V46L3 47V54L5 59V64L3 66V83L5 92H14L16 95L24 96L25 93L34 92L40 90V79L37 76L32 75L31 77L24 78L23 80L17 78L15 80L12 79L13 70H12V62L16 56L18 51L19 45L21 43V35L18 34L17 28L12 27V22L14 21ZM51 69L49 68H41L40 69V76L44 77L47 73H49ZM18 75V74H17ZM71 87V84H69ZM102 123V121H101ZM97 143H99V137L96 138ZM94 167H99L95 165L93 162ZM91 171V169H89ZM100 205L97 204V208ZM147 211L146 209L144 210ZM95 218L97 220L100 219L99 213L95 214ZM163 221L160 219H153L151 215H144L141 213L140 218L136 220H128L123 219L120 221V226L124 230V232L129 237L131 242V247L135 250L138 249L140 246V241H143V247L147 250L150 247H154L159 243V237L154 236V232H158L162 230ZM103 247L101 242L93 241L91 244L87 241L83 242V246L80 250V254L83 255L84 252L91 251L93 253L98 252ZM0 264H18V262H14L13 260H4L0 259ZM56 264H62V262H56ZM79 264V262H76ZM88 264H92L91 261ZM105 264H157V262H146L138 259H125L120 261H111L105 262ZM198 264H211V262L200 261ZM261 264H264V261H261Z\"/></svg>",
  "mask_w": 264,
  "mask_h": 264
}]
</instances>
